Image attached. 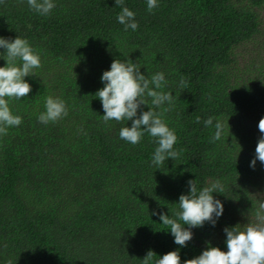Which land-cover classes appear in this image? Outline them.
<instances>
[{
	"label": "trees",
	"instance_id": "16d2710c",
	"mask_svg": "<svg viewBox=\"0 0 264 264\" xmlns=\"http://www.w3.org/2000/svg\"><path fill=\"white\" fill-rule=\"evenodd\" d=\"M54 3L46 16L27 0L0 3V37L26 39L41 60L25 77L28 96L9 100L22 123L0 135V264H144L149 250L150 264L170 251L184 264L209 242L227 251L226 226L264 223V163L250 167L262 135L264 85L232 81L228 70L233 49L259 33L264 0H157L151 12L147 0H124L135 31L118 22L115 0ZM3 55L0 48V67ZM114 59L132 60L149 79L162 72L166 84L157 91L173 95L159 108L145 96L142 106L162 113L177 136L179 156L159 169L155 138L145 132L132 145L119 136L132 121H103L95 93ZM48 96L63 100L68 115L45 125L38 116ZM217 120L224 130L210 142ZM189 180L198 191L219 181L223 192L213 196L224 210L215 226L191 228L180 247L151 213L183 225L176 213Z\"/></svg>",
	"mask_w": 264,
	"mask_h": 264
},
{
	"label": "clouds",
	"instance_id": "9594fccd",
	"mask_svg": "<svg viewBox=\"0 0 264 264\" xmlns=\"http://www.w3.org/2000/svg\"><path fill=\"white\" fill-rule=\"evenodd\" d=\"M4 0H0L3 3ZM30 9L40 15H49L55 7L54 0H27ZM116 6H121L122 11L118 14L117 20L124 25L125 30L131 28L137 30L138 23L135 20V13L124 6V0H115ZM157 7V0H147V8L151 12ZM0 48L4 49L6 65L0 67V135H6L9 127L19 126L22 118L13 115L9 100L15 98L20 100L27 97L31 92V85L25 80L26 76H34V69L41 66L39 54L30 46L26 39L17 36L15 39L0 37ZM140 66L132 60L114 59L110 70L103 72L101 81L104 86L99 89L95 96L102 102L104 109L103 121L110 120L132 121L131 126L120 129L119 136L132 145L138 144L144 133L147 132L155 138L158 146L152 158V164L159 169V166L166 159L171 157L175 160L180 153L174 150L177 136L162 119V113L149 110L143 111L142 106L148 105L145 96L151 98L152 105L159 108L165 102L172 103L173 95L171 92L157 91L165 84V77L162 72H157L147 78L141 73ZM180 87L186 88L187 81L181 77ZM8 98V99H6ZM45 111L38 116L39 122L47 125L49 122H56L68 115L66 104L60 98L48 96L45 101ZM138 110L140 114L138 115ZM168 109H164L167 111ZM200 118L197 117V123ZM205 126H213V118L209 117L204 121ZM215 134L212 141L221 139L224 125L217 120ZM258 129L262 134L255 149V157L250 163V167H255L256 161L264 163V117L259 120ZM190 191L188 194L179 196V207L181 211L176 213L183 225L176 219H171L166 213L152 210V215H159L160 221L168 225L171 234L174 236L175 244L180 247L193 237L191 228L201 227L204 223L210 222L215 226L218 218L223 214V203L214 198L213 193L223 192V187L219 181L204 187L198 191L194 180H189ZM264 207V205H262ZM188 225L189 227H184ZM223 231L226 233L227 251L219 247L210 245L202 253L192 259H187L184 264H264V223L248 224L243 230L237 225L226 226ZM154 252L149 250L144 259V264L153 261ZM154 264H181L178 251H170Z\"/></svg>",
	"mask_w": 264,
	"mask_h": 264
},
{
	"label": "rangeland",
	"instance_id": "374dc122",
	"mask_svg": "<svg viewBox=\"0 0 264 264\" xmlns=\"http://www.w3.org/2000/svg\"><path fill=\"white\" fill-rule=\"evenodd\" d=\"M233 63L229 66L232 81H251L264 85V11L261 10L259 33L233 49Z\"/></svg>",
	"mask_w": 264,
	"mask_h": 264
},
{
	"label": "bare ground",
	"instance_id": "6f19581e",
	"mask_svg": "<svg viewBox=\"0 0 264 264\" xmlns=\"http://www.w3.org/2000/svg\"><path fill=\"white\" fill-rule=\"evenodd\" d=\"M256 20H257V19H256ZM259 22H260V20H259ZM254 24H256V22H255Z\"/></svg>",
	"mask_w": 264,
	"mask_h": 264
}]
</instances>
